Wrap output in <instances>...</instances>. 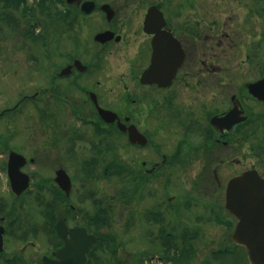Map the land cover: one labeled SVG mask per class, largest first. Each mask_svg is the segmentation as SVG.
I'll list each match as a JSON object with an SVG mask.
<instances>
[{
  "label": "flooded vegetation",
  "instance_id": "flooded-vegetation-1",
  "mask_svg": "<svg viewBox=\"0 0 264 264\" xmlns=\"http://www.w3.org/2000/svg\"><path fill=\"white\" fill-rule=\"evenodd\" d=\"M51 7L41 30L38 0H0L2 31L25 19V43L35 47L41 35L50 65L62 57L46 82L20 86L0 105V264H49L72 228H105L107 203L88 188L105 177L117 179V196L126 179L132 238L145 220L143 234L159 248L144 250L150 259L166 262L169 246L174 264H184L182 255L198 251L189 246L208 240L218 247L199 264H217L235 249L249 264L225 208L228 180L247 168L225 187L219 179L224 164L246 158L252 133L263 140L264 100L248 89L263 69L247 79L241 68L253 59L262 67L263 31L248 29L264 28V0H53ZM234 107L233 123L212 121ZM212 228L223 236L208 235Z\"/></svg>",
  "mask_w": 264,
  "mask_h": 264
},
{
  "label": "rangeland",
  "instance_id": "rangeland-1",
  "mask_svg": "<svg viewBox=\"0 0 264 264\" xmlns=\"http://www.w3.org/2000/svg\"><path fill=\"white\" fill-rule=\"evenodd\" d=\"M30 1L29 3H31ZM56 4V3H55ZM60 5H56V9H59ZM39 20L41 24V30L45 29V21L48 18L41 12L39 13ZM22 23L27 25V21L23 19L21 24L13 23L12 28H8V30L2 31L0 29V105L5 100V96L7 97V101L13 100V98L17 95V90L20 86L25 87L28 91H32L36 89L34 86H38L43 84L47 81V76H44L48 73V70L58 67L59 63L61 62L62 57H56V63L50 65V59H48L47 50L48 47L44 46L42 43L43 37L40 35L39 44L35 47H30L25 42H28V39L24 35L21 30ZM3 22L0 25H2ZM25 29V28H24ZM251 35H248V39L251 40L254 35L260 34L263 31L262 42H263V64L262 67L256 66V60L253 59L252 62H249L246 65L242 66V72H246V78L250 79L258 75V70L260 68L263 69L264 73V28L261 30L260 25L257 29L252 28ZM8 35L6 40L2 39V35ZM41 33V32H40ZM57 37H62L58 35ZM22 39V41L20 40ZM21 41V42H20ZM37 48V49H36ZM64 50V49H61ZM36 52V53H35ZM35 53L37 54L36 58L32 55ZM244 57V56H242ZM235 73L238 74L239 70H233ZM240 71V73L242 74ZM20 82V83H19ZM19 84V85H18ZM38 84V85H37ZM19 86V87H18ZM263 108H261L262 110ZM249 110H253L252 112L259 111V105L255 108L250 107ZM264 133V128H263ZM257 135L252 133L249 137V141L246 142V158L238 161V162H231L230 166L223 165V172L220 175V181L225 187V183L227 179L234 175L235 173L250 167L257 168L261 173L264 174V134L263 140L258 141ZM252 137V138H251ZM15 142V141H13ZM260 143V145H259ZM233 155V154H232ZM122 179V178H120ZM119 179V180H120ZM116 180V181H115ZM123 184L120 182L121 187L119 188L120 194L116 195V188H117V179L112 180V177H105L100 179L99 181H89L88 188L93 191V196L95 198H103L102 205L107 203L108 212L107 213V221L108 223L102 224L106 226L103 229H95L98 232H105L110 236L108 243L101 242L96 243V245L90 250L88 254L93 261L92 264H159V261H155V259H150L145 252L147 250H155L158 251L159 248L154 246L153 239L154 235L150 233L149 235H144L143 233L147 232L146 221L142 222V226L136 224L133 227L134 233L136 234L134 238H132L133 231L131 230L130 225V213L132 206L128 203V195H127V188H126V179ZM188 179H184V188L189 186ZM101 188V192L99 191ZM172 188V186H171ZM154 200V199H153ZM150 199L149 203L153 204L154 201ZM211 201V200H210ZM142 209H144L143 204H141ZM130 212V213H129ZM193 212V210L191 211ZM187 216H192V213H185ZM140 218V217H139ZM138 218V219H139ZM161 220H165V218L160 216ZM157 225L154 224V228ZM220 227V226H219ZM224 227V226H223ZM222 228H212L208 231V235L218 234L217 236H223ZM216 236V237H217ZM211 237V236H209ZM208 236L206 238H209ZM208 240L201 241V242H193V246L190 247V250H198L197 253L195 252L192 256L182 255L184 264H199L202 263L201 261L207 258L204 256L207 254L208 250L212 247H218V242H207ZM173 244V248L177 249L180 247V244L177 242L170 241ZM226 244L228 242H225ZM157 244V243H156ZM179 244V245H178ZM223 245V244H222ZM228 245V244H227ZM221 246V245H220ZM229 246V245H228ZM156 247V248H155ZM168 247V248H167ZM165 247V251L162 253V258L167 260L162 264H174V256L176 255L175 250H170V247ZM188 249L187 247H183V249ZM188 249V250H189ZM200 249L204 250V252H200ZM145 250V252H144ZM154 255H161L155 253ZM196 256V258L194 257ZM193 259H192V258ZM200 257V259H198ZM218 262L217 264H244L245 256L244 253L239 250L235 249L230 253H222L217 256ZM192 260V261H190ZM200 260V261H199Z\"/></svg>",
  "mask_w": 264,
  "mask_h": 264
},
{
  "label": "water",
  "instance_id": "water-1",
  "mask_svg": "<svg viewBox=\"0 0 264 264\" xmlns=\"http://www.w3.org/2000/svg\"><path fill=\"white\" fill-rule=\"evenodd\" d=\"M248 88L250 93L264 100V77L249 83ZM235 113L236 107L223 117L214 116L212 121L233 123L237 120L234 119ZM226 209L238 219L232 238L246 247L249 263L264 264V178L256 169H248L228 181ZM95 239L96 236L87 233L83 227L72 228L70 238L57 251V259L49 260V264H85L86 253Z\"/></svg>",
  "mask_w": 264,
  "mask_h": 264
},
{
  "label": "trees",
  "instance_id": "trees-1",
  "mask_svg": "<svg viewBox=\"0 0 264 264\" xmlns=\"http://www.w3.org/2000/svg\"><path fill=\"white\" fill-rule=\"evenodd\" d=\"M52 1L53 0H39V9H40V12L41 13H44L48 11V9L51 8L52 6ZM99 234V239H98V243H101V242H105V243H108V240L110 239V236L109 234L105 233V232H98ZM93 261V259H91V257L89 258V264H92L91 262Z\"/></svg>",
  "mask_w": 264,
  "mask_h": 264
}]
</instances>
